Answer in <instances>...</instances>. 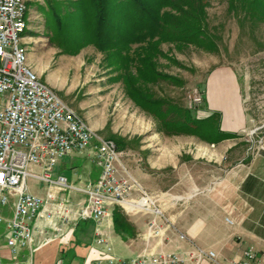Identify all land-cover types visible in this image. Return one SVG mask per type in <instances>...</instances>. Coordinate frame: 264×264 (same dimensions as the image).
I'll list each match as a JSON object with an SVG mask.
<instances>
[{
  "label": "built area",
  "instance_id": "2783aa9c",
  "mask_svg": "<svg viewBox=\"0 0 264 264\" xmlns=\"http://www.w3.org/2000/svg\"><path fill=\"white\" fill-rule=\"evenodd\" d=\"M28 23L25 0H0V264H30L37 234L51 230L56 236L77 222L99 227L109 216V204L149 213L147 239L162 238V223L169 221L125 168L122 151L65 103L30 64L24 42ZM186 100L196 109L203 97L195 89ZM259 143L263 148L264 140ZM72 153L85 154L99 170L96 181L76 187L55 175L59 163ZM28 178L46 185L44 196L28 191ZM53 187L81 193L85 200L74 203L55 194ZM95 235L96 245L104 249L99 261L106 264H219L216 253L194 245L187 252L143 250L122 259L110 254L98 228ZM262 260L264 250L249 247L232 264Z\"/></svg>",
  "mask_w": 264,
  "mask_h": 264
},
{
  "label": "rangeland",
  "instance_id": "374dc122",
  "mask_svg": "<svg viewBox=\"0 0 264 264\" xmlns=\"http://www.w3.org/2000/svg\"><path fill=\"white\" fill-rule=\"evenodd\" d=\"M25 1L29 23L24 42L34 70L97 133L119 144L118 150L123 153L125 168L136 183L157 201L164 216L171 220L164 205L171 206L170 209L179 208L181 202H174L167 191L184 175L192 178L194 153L210 144L194 136H166L159 132L155 120L126 96L121 81H114L115 73L107 67L103 54L92 46L77 53H68L59 48L50 40V34L45 28L46 18L41 11L45 7L44 1ZM207 2L208 23L212 32L219 37V51L210 53L194 47L177 51L163 44L162 51L174 63L160 58L158 69L182 84L177 86L160 82L150 89L155 96L171 99L188 108L187 93L195 89L200 91L203 100L197 107L200 109L197 116L202 118L206 81L216 70L230 69L235 74L239 89L238 102L250 120V129L241 135L237 143L243 149L255 145L261 147L259 142L264 140V21L255 25L247 19H240V22L228 12L227 0ZM71 157L74 165L78 166L72 167L74 171L70 168L62 174L69 184L83 187L81 175L89 168V163L84 157H77L73 153ZM196 162L204 164V173H209L212 161L196 157ZM97 174L99 170H93V177L96 178ZM27 186L30 193L45 195L44 183L28 178ZM52 191L70 200L84 197L69 189L53 187ZM108 207L112 213L117 208L124 215L130 210L114 204Z\"/></svg>",
  "mask_w": 264,
  "mask_h": 264
},
{
  "label": "crops",
  "instance_id": "0c3cea01",
  "mask_svg": "<svg viewBox=\"0 0 264 264\" xmlns=\"http://www.w3.org/2000/svg\"><path fill=\"white\" fill-rule=\"evenodd\" d=\"M238 91L235 74L230 69H218L206 81L202 118L218 112L221 132L239 137L210 144L194 153L192 178L184 175L167 191L174 202L181 204L179 208L171 209L163 204L171 220L165 216L169 225L161 222L162 238L148 240L147 224L151 215L128 208L125 216L134 236L123 240L114 230L113 213L108 207L109 216L99 227L89 221L77 222L63 227L56 236L51 230L45 235L37 234L30 264H106L99 261L104 249L95 243V228L107 238L110 254L122 259L134 258L143 250L149 254L187 252L194 245L216 253L219 264H232L241 259L243 251L249 247L264 250V147L255 145L243 149L237 143L250 129V120L238 102ZM73 154L84 157L89 163L80 182L85 185L88 181H96L99 174L93 177V170L97 168L86 155ZM71 155L59 163L55 175H63L78 166L74 165ZM196 157L212 161L208 174L204 173L205 165L196 162ZM69 163H72L70 167L67 166ZM73 168L70 170L74 171ZM84 200L85 196L70 201Z\"/></svg>",
  "mask_w": 264,
  "mask_h": 264
},
{
  "label": "trees",
  "instance_id": "16d2710c",
  "mask_svg": "<svg viewBox=\"0 0 264 264\" xmlns=\"http://www.w3.org/2000/svg\"><path fill=\"white\" fill-rule=\"evenodd\" d=\"M43 1L41 11L50 40L68 53L92 46L103 54L107 67L115 73L114 81H121L126 96L155 120L159 132L166 136H194L209 144L238 137L221 132L218 112L199 118L200 109L191 110L157 97L150 89L160 82L182 84L158 69L160 58L174 63L162 51L163 44L177 51L190 47L210 53L219 51V37L208 23L207 0ZM227 8L238 21L247 19L253 25L264 21V0H227ZM112 221L123 240L134 236L126 216L117 208Z\"/></svg>",
  "mask_w": 264,
  "mask_h": 264
}]
</instances>
